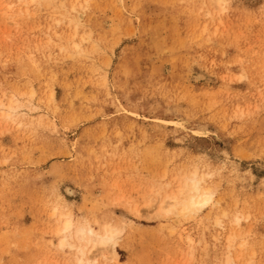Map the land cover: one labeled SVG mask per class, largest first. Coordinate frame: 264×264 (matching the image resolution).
I'll list each match as a JSON object with an SVG mask.
<instances>
[{"label": "rangeland", "instance_id": "374dc122", "mask_svg": "<svg viewBox=\"0 0 264 264\" xmlns=\"http://www.w3.org/2000/svg\"><path fill=\"white\" fill-rule=\"evenodd\" d=\"M221 9L0 0V264H62L67 214L122 231L102 264H264V0Z\"/></svg>", "mask_w": 264, "mask_h": 264}, {"label": "bare ground", "instance_id": "6f19581e", "mask_svg": "<svg viewBox=\"0 0 264 264\" xmlns=\"http://www.w3.org/2000/svg\"><path fill=\"white\" fill-rule=\"evenodd\" d=\"M207 3L222 12L224 0H207ZM16 107L17 104L13 101H10L6 107L0 106L6 121L12 120ZM185 192L188 194V200L183 204H180L177 198L170 199L174 205L184 208L185 211L203 209L211 201L210 194L203 193L202 181L196 179L195 174L187 180ZM67 193L69 196L73 195L70 190ZM235 222L238 224L241 220L236 219ZM54 231L58 238L57 249L64 256L62 264H98L99 260V264H102L118 259L116 249L122 231L111 223L92 224L84 218L74 221L71 215L67 214L60 217L54 226ZM226 264H234V262L229 259Z\"/></svg>", "mask_w": 264, "mask_h": 264}]
</instances>
